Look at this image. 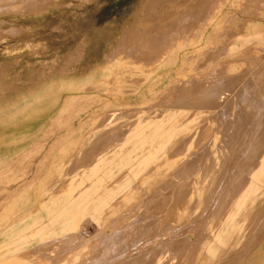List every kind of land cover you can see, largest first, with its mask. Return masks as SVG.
Masks as SVG:
<instances>
[{
  "label": "rangeland",
  "instance_id": "obj_1",
  "mask_svg": "<svg viewBox=\"0 0 264 264\" xmlns=\"http://www.w3.org/2000/svg\"><path fill=\"white\" fill-rule=\"evenodd\" d=\"M151 1L33 0L26 5L0 0V222L8 225L0 227V264H177L176 259L163 258L151 263L144 259L151 255L174 257L166 253V246L154 243L155 237L163 239L166 233L162 236L153 231L146 233L150 230L146 225L147 214L121 213L124 203L116 200L109 203L111 209L105 214H97V211H103L100 205L105 199L117 196L126 184L133 186L137 182L128 174L139 175L147 169L149 166L142 164L144 159L158 154L157 163L161 162L162 157L174 149L175 137L186 139L209 122L206 124L211 135L209 141L218 143V136L228 134L238 124L232 112L236 109L235 114L238 117L240 114L238 119L243 120L244 125L252 124L253 128L257 123L249 121V114L246 119L243 108L245 106L247 113L248 108L242 98L244 95L259 98L264 89V70L261 71L264 68V0H222V18L209 25L206 11L216 3L204 0L203 5V0H177L184 10L190 5H203L205 11L201 20L192 22L191 29L197 31L201 25L208 37L204 43L199 41V35L190 40L181 38L170 52H183L182 43L188 46L194 41L198 47L185 51L202 52V57L183 66H165L163 69L173 82L151 83L161 87L160 97H149L141 110H133L140 99L137 95L140 91L135 92L136 89L150 85L141 82V77L136 75L111 86L101 76L113 69L130 73L135 70L136 66L123 64L127 58L117 49L126 40L141 34L148 19L152 23L145 30L158 25L148 13ZM171 15L163 21L166 28ZM256 25H260L262 32L258 44L253 47L251 41L256 34L252 31ZM150 54L155 56L154 52ZM153 62L150 56L147 63ZM191 68L192 75H186ZM204 69H210L209 81H202ZM214 82L219 85L215 89V105L200 106L209 102L205 91L216 85ZM109 85L112 89L115 87L113 91L116 92L111 94ZM72 87L92 88L93 93L107 97L117 95L118 101L132 105L115 107L112 120H107L110 109H105L108 114L104 111L88 119L86 115L93 107L92 97L83 96L61 107ZM230 101L235 108L224 112ZM187 104L190 109L186 115L183 110ZM40 108L43 110L32 112ZM261 109L263 112L264 107ZM222 111L224 114L220 117ZM54 116L61 118L63 126L53 125ZM78 117L86 120L81 129ZM69 124L75 125L74 131L65 139L92 135L93 151L65 167L74 174L81 167L68 185H56L54 180L52 184L36 186V193L42 200L47 202L53 197L46 210L39 212L31 203L30 213H20L21 206L30 203L26 200L32 187L31 179L23 182L24 175L19 172L28 167L27 156L34 157L31 166L41 161L38 171H46L51 165L49 158L43 159V156L56 137L66 134L64 129ZM163 134L166 136L160 142L170 144V148L165 144L153 146L160 143L157 139ZM40 140L45 142L38 149L36 143ZM220 157L219 153L212 161L222 163L225 157ZM181 158L187 161L193 155L185 151ZM94 159L99 161L93 163ZM85 160L88 162L84 165ZM162 171L171 173L164 168ZM236 176L240 177L238 173ZM169 179L167 175L161 181ZM100 181L106 186L100 193L93 194L94 189L99 190L96 184ZM83 184L87 186L81 188ZM104 190L107 195L102 193ZM66 191H71L68 198ZM88 198L91 199L86 202ZM62 206L66 214L58 211ZM201 224L184 228L178 225L175 229H181L192 244ZM142 239L144 243L140 242ZM216 261L211 263L218 264ZM234 264H241V260H235Z\"/></svg>",
  "mask_w": 264,
  "mask_h": 264
},
{
  "label": "bare ground",
  "instance_id": "obj_2",
  "mask_svg": "<svg viewBox=\"0 0 264 264\" xmlns=\"http://www.w3.org/2000/svg\"><path fill=\"white\" fill-rule=\"evenodd\" d=\"M30 1L33 0H11L12 3L26 5ZM176 1L152 0L148 6V13L156 19L158 25L153 26L149 31L145 30L152 23L148 19V24L141 34H136L118 47L117 52L122 57L127 58L123 64L134 65L136 66L135 70L130 73L113 69L101 76L111 86L125 82L136 75L141 77V82H146L150 85L144 89L142 87L136 89L135 92L140 91L137 94L140 99L132 107L133 110H141L144 104L148 102L149 97H160L161 87L159 85L153 86L152 84L165 83L166 80L173 82V78L168 75L169 73L164 71L163 68L165 66H170L171 64L175 67L183 66L192 62L194 58L202 57V52L185 51L186 49L198 47L195 46L194 41H188L190 42L188 46L182 43L183 52H178V50L173 53L170 52L174 43L179 42L181 38L190 40L191 37L199 35V41L204 43L208 37L206 32L202 31L201 25H199L197 31L191 29L192 22L198 23L197 21L201 20L205 11L202 9L205 1L203 0V5H190L185 10L183 5L176 3ZM211 1L216 4L211 10L206 11V23L208 25L218 22L222 18L223 13L222 0ZM172 13L173 15H171ZM170 15V24L166 28V24L163 21L167 20ZM161 22L163 25H159ZM161 28L163 29L162 31ZM261 32L260 25H256L252 31L253 34H256L252 40L256 41H251L253 47L258 44V36ZM151 52H154L155 56L151 55ZM150 56L154 58V62L148 64L147 60ZM263 70L264 68L261 71ZM209 71L210 69H204L201 72L203 75L202 81H209L207 78ZM192 72L193 68L185 74L189 76L192 75ZM213 84L216 83L214 82ZM110 85L109 91L111 90L112 94L116 91H113L115 87L113 86L114 88L112 89ZM218 86L216 84L206 89V100L209 102H204L200 106L213 107L215 105L214 103L216 102L213 99L216 96L215 89ZM69 89L70 93L66 95L61 107L64 108L66 105H71L73 104L72 100H78L83 98V96L92 97L93 100L90 104L93 107L86 115L88 119H92L98 113L102 114L107 111L105 109H110V116L107 120H112L115 107L132 105L127 101H118L117 95L107 97L106 95L93 93L91 91L92 88L72 87ZM242 99L246 104V109L248 108V113L244 109L245 106L243 111H245L246 115H250L249 121L257 122L255 124L256 127L255 125L253 126L254 129L251 127L252 124L244 125L243 120L238 119L241 117L240 114L239 117L238 114H235L238 110L236 109V112L233 110L232 112L234 122H238V124L234 125L228 134L223 133L218 136V143L211 144L209 141L211 137L207 128L209 122L206 123L208 124L207 126L203 124V127H198V131H195L186 139H181L177 136L172 142V145L175 146L174 149L163 156L161 162L157 163L159 160L158 154L144 159L142 164H147L149 166L147 169L144 168L139 175L128 174L137 182L133 186L126 184L117 196L106 197L107 199L100 205L103 207V211L99 210L97 214H105L108 209H111L109 203L114 200L123 202L124 209L121 210V213L131 211L132 214H147L146 225L150 226V230H147L146 233L153 231L155 235L159 236L164 235V233L167 234L163 239L155 237L154 243L166 246L168 248L166 253H171L174 257H159L156 255L145 257L144 259L150 261V263L154 260L162 261L163 258H167L169 260L176 259L177 264H212L211 262L216 260L218 264H234L235 260H241V264L243 262H245L244 264H264V111H261V108L264 107V89L259 98H256V96L249 98V96L244 95ZM232 105L234 106L233 102H228L224 112L226 110L230 111ZM185 106L186 110H183V113L187 115L190 107H188L189 104ZM61 107L58 111H61ZM36 110H43V108L34 109L32 112ZM32 112L28 115L31 116ZM222 114H224L223 111L220 112V117ZM259 116L260 118L256 120ZM220 117L219 121L222 119ZM249 117L247 115V118H245L248 120ZM51 121H53V125L63 126V121L58 116H54ZM85 121L78 117V127L80 129ZM231 123L233 122L231 121ZM74 127L75 125L72 124L67 125L64 129L66 134L56 137L50 145L47 153L43 156V159L49 158L51 165L46 171H38L41 161L39 164L31 166L34 157L27 156L29 165L19 172L24 175L23 182H28L31 179L32 187L26 200V202L30 203L27 205L23 204L19 210L20 213H30L32 211L31 203L36 205L39 212L46 210L52 200L53 197H50L47 202L42 200L41 196L36 193V186L49 185L54 180L53 183L56 185L66 186L80 173L81 167L78 168V171H76L78 173L75 174L69 169L65 170V167L75 164L85 154L93 151L94 144L92 135H88L87 138L81 137L76 140H66L67 134L74 131ZM164 136L166 135H160L157 139L158 142ZM44 142V140L38 141L36 147L41 149ZM162 144H165L168 148L171 147L166 142L155 143L153 146ZM51 151L52 153L49 155L48 153ZM185 151L190 156L193 155V158L182 161L181 154ZM219 153L221 154L219 159L225 157L223 162L212 161V157ZM88 160L90 161V159ZM88 160L84 161V165ZM94 160L93 163L99 161V159ZM151 164H154L153 168L150 167L152 166ZM163 168L174 174L172 176L173 179L171 178V173L162 171ZM237 173L240 177L236 176ZM167 175L170 179L161 181L162 177ZM96 185L100 188L99 190L94 189L93 194L100 193L101 189L106 186L103 181ZM86 186L83 184L81 188ZM108 190V193H111L109 188ZM106 192L107 190L102 191V193ZM66 193L67 198L71 196V191H66ZM90 199L88 198L85 201L89 202ZM28 205L30 206L25 208ZM59 210L61 211L60 214H66L63 206ZM112 214H118V212H113ZM70 221L71 219H69L68 223L71 225ZM198 223H202L199 229L200 232L195 234V240L192 244H189L186 240L181 233V229H175L178 225L184 228L194 227ZM6 226H8L6 222L1 220L0 227ZM94 233L96 232L94 231ZM140 242L144 243L145 240L142 239ZM159 261L158 263H160Z\"/></svg>",
  "mask_w": 264,
  "mask_h": 264
}]
</instances>
